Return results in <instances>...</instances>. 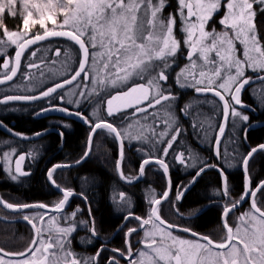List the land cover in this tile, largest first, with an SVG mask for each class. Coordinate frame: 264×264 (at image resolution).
<instances>
[{
	"label": "snow or ice",
	"instance_id": "obj_1",
	"mask_svg": "<svg viewBox=\"0 0 264 264\" xmlns=\"http://www.w3.org/2000/svg\"><path fill=\"white\" fill-rule=\"evenodd\" d=\"M175 2V10L165 15L171 7L169 0H0V56H3L0 85L13 81L18 74L30 82L37 80L42 84L41 77L54 81L51 87L35 95H4L0 97V105L44 99L50 107L42 108L37 115L60 111L81 119L89 127V136L83 156L75 161L77 165L90 157L93 137L99 130L118 141L116 170L122 180L132 183L153 163L167 177L170 165L166 158L170 155L186 167H195L198 159L188 149L177 152L174 147L181 142L187 129L179 122L175 107L179 97L168 81L178 55L186 49L184 59L187 63L176 72V86L192 89L197 96L205 98L211 94L215 99L186 103L179 112L191 118V127L198 134L203 132L204 139L215 130L214 154L220 159L227 125L231 123L235 128L239 122L249 121L243 109L250 106L243 103L242 91L255 81L264 85V33L258 26V18L264 15V0ZM6 17H19V27L9 29ZM217 17L219 31L212 26ZM177 31L183 34L182 39L178 38ZM56 37L65 38L75 49H50L57 58L63 56L64 59L59 61L60 68L48 67L51 75L46 76L41 65H54L58 61L46 62L44 56H38L41 49L32 46ZM13 46L14 55L9 57L7 50ZM29 49L32 50L29 52ZM26 52H29V62L22 67ZM76 56L78 61L74 59ZM249 72L254 75H248ZM57 76L64 78L55 82ZM69 85L72 87L62 93ZM66 95V102L77 107L84 102L94 104L92 117L95 119L51 104L57 97L65 102ZM258 96L264 102V87ZM204 103L213 104L220 111L218 128L214 129L212 117L198 108ZM101 111L113 119L104 118ZM116 118L121 121L120 125L114 122ZM0 127L21 139H29L22 133H13L3 121ZM60 135L63 137L62 132ZM125 141L142 145L137 151L143 153L144 158L136 177L126 176L122 168ZM145 145L147 148L143 147ZM258 152H264V144L251 148L240 161L245 185L238 199L231 196L224 169L202 161L189 184L177 188L175 199L180 201L207 169L219 171L222 185L213 193L223 200L221 223L224 231L219 240L171 223L161 215L162 203L169 201L172 189L168 178L165 191L159 197L150 196L147 216L141 217L129 210L123 217L125 225L131 220L137 222L136 226L127 227L124 247L108 249L101 244L94 255H82L72 249L73 234L78 228L90 233L84 241L87 244H92L99 233L90 204L88 219H78L83 211L79 206L70 213L66 211L73 196L79 195L86 204L88 197L84 192L76 193L58 183V170L73 164H55L46 175L50 184L62 193V198L52 205L14 204L0 197V206L24 213L22 219L31 225L33 233L27 247L21 251L0 247V264H264V180L253 185L249 172V162ZM37 155V151L25 153L9 148L0 153V163L9 178L17 181L31 174L23 165ZM223 155L227 161L229 154L225 151ZM113 200L122 207L131 208L130 198L124 192ZM245 202L249 208L236 215ZM172 207L179 214L175 203ZM29 209L38 211L25 212ZM232 216L236 217L234 223L230 222ZM0 221L8 222V218L0 217ZM140 233L142 236L136 241L139 247H135L133 240ZM109 251L112 254L104 257L103 253Z\"/></svg>",
	"mask_w": 264,
	"mask_h": 264
},
{
	"label": "trees",
	"instance_id": "obj_2",
	"mask_svg": "<svg viewBox=\"0 0 264 264\" xmlns=\"http://www.w3.org/2000/svg\"><path fill=\"white\" fill-rule=\"evenodd\" d=\"M258 20V26L261 32L264 33V15H261ZM5 23L9 29L15 30L19 27L21 20L19 17H6ZM50 42H57L55 45H52L53 49L57 47L64 49L65 47L73 46L66 39H55L33 48H40L44 46V44ZM14 52L15 48L10 50L9 55L12 56ZM50 59L51 58H46V62L50 61ZM2 63L3 56H0V64ZM258 84H252L251 86H257ZM249 88L242 91L243 95L241 94L243 103L250 106L249 108L243 109L244 114L249 116V121L245 122V124L242 126L234 145L240 168V161L242 160V157L246 155L251 148L257 147L259 144H264V105L257 104L253 98L252 90ZM34 93L36 92L28 94ZM185 102L187 101L185 100ZM26 119H29V117L23 115L20 117L19 122H23L24 124L31 123ZM25 121H27V123ZM185 121L186 123H183L182 127L191 123V119H186ZM32 130L33 127L27 132L32 134L34 133ZM88 132L89 131H87L78 122L75 123L73 131L68 130V133L65 134V143L62 149V156L67 152V155L64 157V159L73 162L76 161L75 159L78 158L83 151L82 144L85 142V134L87 137ZM245 136L247 137L246 139ZM7 138L10 139L9 137ZM180 140L181 142L179 144L174 145L177 152L186 149V144L190 138L181 137ZM192 142L193 145H190V147L193 150H197L199 152L200 148H202L199 145L202 144H197L196 139ZM189 143L190 142H188V146ZM16 144L25 149L24 151H30L32 148H37L39 145H41L40 142H37L32 146L19 141H17ZM47 144V149L51 152L49 156H44L46 153L44 154V152L40 153L37 151L38 155L36 158L32 162H30L31 159L26 162L27 171L31 173V175H29L30 177L28 178H19V182H13L9 176L5 175L0 166V191L4 193L1 196L4 200L11 201V203L14 204L50 203L49 205H52L54 202L62 198L56 193L55 189L48 182V179L45 175L48 170L47 167H49V162L46 160L51 155L53 158L55 149L58 147V145H60V139L57 135L51 134L48 136ZM202 146L204 147L205 145ZM135 148L138 147H134L133 149ZM204 149L206 161L209 159V164H214V153H212L209 147L205 146ZM132 150H130L131 152L128 153L131 154V157L126 162H128V165L131 167V173H136L138 172L140 163L144 157L142 153L138 152L136 154ZM60 154L61 153H57L56 155L60 157ZM201 156L202 159L205 158L203 155ZM118 158L119 152L116 140L112 136H109L106 132L98 131L93 139L91 157L81 166L61 172L62 175H65L62 178L63 181L66 180L71 184V187L80 190L77 191L78 193L84 192V194L88 197V204H86L84 200H81L78 203H75V205L76 207L79 206L84 209V214L80 216L81 219H88V205H91L92 215L95 218V223L97 224V232L99 233L98 236H101L102 238H110L116 230L118 231V228L123 221L122 217H124L129 210L135 213V215L141 217L147 216L149 206L146 201V192L152 191V189L154 190L156 187L157 193H162L167 187V179L164 173L158 170L157 172L160 173H153L152 169L154 167L152 166L146 169L145 177L140 184L128 186L122 183L116 170V162ZM169 165L173 183L175 185L178 184L177 187H179L181 184L185 185L189 183L190 179H192L194 176L191 175L192 173L182 172L180 164H177L172 155L170 156ZM221 166L225 167V163L222 161V156ZM250 168L253 169V173L251 175L253 185L264 180V152H258L254 156L251 161ZM209 169L210 170L208 172L204 173L198 178L196 185L186 194L182 203L176 206V208L179 209V214H177L176 209L172 207L173 202L169 200L162 203L161 215L163 217L165 215H169L170 217L177 219L178 223L164 217L169 222L176 225L181 224L182 226L183 224L187 225L186 222H192L194 230L202 234L210 235L215 240H219L224 231L221 223V205L223 204V200L221 197L215 196L213 193L215 190L221 188V179L219 174L215 172V168ZM196 171L197 170H194L193 172ZM71 173L76 174V183L72 182L74 179L69 175ZM85 179L88 181L87 183L85 182ZM66 181H64V183ZM81 181H83V183H81ZM229 181L231 196L234 199H238L244 192V176L242 173H235L232 175ZM120 192H124L126 196L130 198V209L122 207L118 205L117 202H114L113 197L118 196ZM239 212L240 211H237L236 215L239 214ZM0 217L12 218L17 216L0 209ZM230 222H235L234 216L230 218ZM136 225L137 222L135 220L129 221L127 226L120 230L116 235L114 241L111 242L110 247L123 248L125 239L124 233L127 230V227ZM78 229V233L76 234L77 237H75V244L79 247L76 246L75 250H85V248H87V246L90 244H87L84 241L89 237L90 233L83 228ZM32 234V228L27 224L0 221V247H4L8 251L23 250L30 242ZM140 236H142V233L135 235L133 240L135 247H139V245L136 244V241L140 239ZM94 243L98 246L90 249V251L87 250L92 254H88L86 250L84 252L88 255H94L97 248H99L101 245L99 238H95ZM103 254H105L107 257L112 253L109 251ZM122 264H124V262H122Z\"/></svg>",
	"mask_w": 264,
	"mask_h": 264
},
{
	"label": "flooded vegetation",
	"instance_id": "obj_3",
	"mask_svg": "<svg viewBox=\"0 0 264 264\" xmlns=\"http://www.w3.org/2000/svg\"><path fill=\"white\" fill-rule=\"evenodd\" d=\"M169 3L171 4V7L170 8H168L167 10H166V12L164 13L165 15H167L168 14V12H172V11H174L175 10V8H176V2H175V0H169ZM177 36H178V38H180V39H182L183 38V35H182V33H179V31H177ZM55 39H60V38H54V39H50V40H47V41H45V42H48V41H51V40H55ZM62 39H65V38H62ZM44 42V43H45ZM55 43H57V42H50V43H47V44H44V48H46L47 50H50L51 49V47H52V45L53 44H55ZM38 46V45H37ZM32 47H35V46H32ZM14 49V48H13ZM13 49H11V50H13ZM40 49L42 50V48L40 47ZM32 49H29V52L31 51ZM63 50V49H62ZM29 52H26L25 53V59H23L22 60V67H23V65H25V64H27L28 62H29V60L27 59V57H28V55H29ZM186 53H187V50L186 49H182V52H181V54H179L178 55V57H177V62H176V64L173 66V68H172V70L170 71V73H169V81H168V84L169 85H171L172 86V90H173V92L174 93H176L177 95H178V97H179V100H178V102L176 103V113H177V115L179 116V122H180V124H181V126L183 125V123L185 124L186 123V119H191L190 117H184L182 114H180V112H179V109L181 108V107H183L184 106V104H186V103H189V102H195V100H197V99H204L205 97L204 96H197V94L192 90V89H189V90H185V89H180V88H178L177 86H176V84H175V75H176V72L177 71H179V69L181 68V67H183L184 65H185V63H187V61L184 59V56L186 55ZM13 55H14V53H13ZM12 55V56H13ZM9 57H11L10 55H8ZM38 56H42L41 55V52H40V54L38 53ZM77 58V56L74 58L76 61H78V59H76ZM55 65V64H54ZM45 65H41V67L43 68ZM73 66H75V65H73ZM44 70H46V69H44ZM32 72L33 73H35L36 72V74H37V76L39 75V73L37 72V70H35V69H33L32 70ZM248 75H254L253 73H251V72H249L248 73ZM20 77H22L21 75H19V78ZM26 80V79H25ZM28 81V80H27ZM60 80H58V82H59ZM15 83L13 82V83H11V84H8V85H5V86H1L0 87V90L1 89H3V88H5V87H7V86H9V85H14ZM52 86V84L51 85H49V86H47V87H51ZM47 87H41V89H38V90H36V91H34V92H36V93H34V94H27V95H35V94H38L40 91H42V90H44L45 88H47ZM72 87V86H71ZM71 87H69V88H71ZM250 86H246V89L247 88H249ZM67 89L68 88H65L64 90H62V93H64V92H67ZM16 93H11L10 91H8V92H6V93H3L2 91L0 92V97H2V96H4V95H23V94H21L20 92H18V91H15ZM31 93H33V92H31ZM242 95H243V93H242ZM241 95V96H242ZM207 97H210V98H212V99H215L212 95H208ZM66 98H67V96H65V102H61L60 100H59V98L57 97L56 99H52L51 100V104H55V105H58V106H60V107H66V108H68L70 111H72V112H77V111H79V112H82L85 116H88V117H90V118H92V119H94L93 117H92V112H93V107H94V104H91V103H88V102H84V103H82L79 107H77L75 104H68L66 101ZM242 98V97H241ZM73 99V98H72ZM185 100L187 101V102H185ZM48 107H50V104H49V102H48V100H40V101H38V102H35V103H29V102H22V101H16V102H11V103H9V104H7V105H0V121H3V123H4V125H6L7 126V128L8 129H12V131H14V132H18V133H22V134H24L25 136H27V137H29V139H33V141H19L18 139H14V138H12V137H10V136H8L7 134H5L1 129H0V135H1V138H0V153H2L3 152V147H2V143H1V141H3V139L4 138H6V139H8L7 137H9L10 139H11V141H13V143L15 142V143H17V141H19V142H22V143H24V144H29V145H34L35 143H37V142H40L41 143V145H39V147H37V148H32L31 150H33V151H39L40 153H43L44 152V154L46 153V155H44V156H49L50 154H51V152L50 151H48V149H47V147H48V144H47V140H48V136H50L51 134H53V135H57L58 137H59V139H60V145H58V147L55 149V152H54V154H53V158H52V155L46 160L47 162H49L48 163V165H49V167H47V169H50L53 165H55V164H63V163H73V161H68L67 159H64V157L67 155V152L66 153H64L63 154V156H62V149H63V146H64V143H65V137H66V133H68V130H73L74 129V127H75V123H80L87 131H89V127H88V125H86L81 119H79L77 116H75V115H72V116H67V117H64V116H53V115H51V114H48L47 112H45V113H42V114H40V115H37V113H39L40 112V110L42 109V108H48ZM58 112H60V111H58ZM64 113V112H63ZM23 115H25V116H28L29 117V119H26L27 121H30L31 123H32V125H31V123H28V124H24L23 122H19V120H20V117H22ZM102 116H104V118H107V119H110V120H112L113 118H108V117H106L104 114H103V112H102ZM117 120H114V122L117 124V125H120L121 124V121L118 119V118H116ZM27 121H25L26 123H27ZM230 124V123H229ZM29 125V126H28ZM32 127H33V130L32 131H34V133H32V134H29L30 132H27V131H29L30 129H32ZM183 128H185V129H187V131L186 132H184V134L182 135V137H187V138H190V140H188V142H190L189 143V146H188V142H187V144H186V149H188L189 151L190 150H193L191 147H190V145H193V140H195L196 139V143L197 144H202V145H205L206 147H209L210 148V150L212 151V153H214V145H213V142L211 143V144H209V145H206L205 143H203V141H204V138H203V136L199 133H197V131L195 130V129H193L192 127H191V123L188 125H184L183 126ZM229 128L230 127H228V130H227V133H226V135H225V137L222 139V141H221V148H220V150L222 151V148H223V144H224V141H225V139H226V137H227V135H228V131H229ZM37 132H41V133H43L41 136H40V138H36L37 136H35L34 134L35 133H37ZM63 133V137H61V135H60V133ZM34 138H36V139H34ZM214 139L215 138H213V141H214ZM127 141H125V159H124V161H123V163H122V168H123V171H124V173H125V175L126 176H130V175H134L135 173H131V167L128 165V162H126L130 157H131V154H128L129 152H131L130 150H132L134 147H136V145H132V146H130V145H128L127 143H126ZM118 145V144H117ZM202 145H199V146H201L202 148H200V151L198 152L197 150L195 151V154L197 155V158H199V157H201L202 158V156L201 155H205L204 153H205V149H204V147L202 146ZM17 146H18V144H17ZM118 147H119V145H118ZM145 148H147V146H145ZM137 149L138 148H135V149H133L132 151L134 152V153H138L139 151H137ZM25 149H23V148H19V151H18V149H17V151L18 152H28V151H24ZM209 150V151H210ZM194 151V150H193ZM57 153H61L60 154V157H58L56 154ZM139 153H141V152H139ZM222 153H223V151H222ZM143 154V153H142ZM185 155L187 156V152L185 153ZM215 155V154H214ZM171 156V155H170ZM170 156L169 157H167L166 158V162H170ZM143 157H144V155H143ZM205 157V156H204ZM204 161H206V157L203 159ZM208 161H206L205 163H207V164H209V159H207ZM33 160H30V162H32ZM251 161L252 160H250V162H249V172L251 173V168H250V165H251ZM26 162H28V160H26ZM75 162V161H74ZM177 162V161H176ZM188 162H190V159L188 160ZM177 164H179L178 162H177ZM214 164H216V165H218L220 168H223L224 169V171H225V175L227 176V181H228V184H230V181H229V179L232 177V175L233 174H235V173H242V175L244 176V180H245V174H244V171H243V168H242V166H241V168H233L232 170L230 169V170H226V167H222L221 166V158L220 159H217V157H216V155H215V162H214ZM180 167L182 168V172H184V170H183V166L180 164ZM154 168H156L158 171H161V169L159 168V166L158 165H155L154 166ZM24 169L27 171V166H26V164H25V166H24ZM67 170H69V169H62V170H58V172H57V174H56V177H57V179H58V183H60L61 185H63V186H65V187H69V188H72V189H74L75 190V192L76 193H78L77 191H80V190H77V189H75V188H73V187H71V184L69 183V182H67L66 180H64V181H66L65 183H64V181L62 180V178L65 176V175H62V171H67ZM198 170V169H197ZM210 169H207L204 173H206V172H208ZM139 171V170H138ZM145 171H146V168H145ZM162 172H163V170H162ZM215 172H217L218 174H219V176H220V179H221V185H222V177H221V175H220V173H219V171L215 168ZM47 173V172H46ZM195 173L196 172H192V174L191 175H195ZM204 173H202L201 175H203ZM252 173H253V171H252ZM252 173L250 174V175H252ZM31 175V174H30ZM46 175V174H45ZM70 176H72L73 177V179H74V181H72L73 183H76V181H77V176H76V174H74V173H71V174H69ZM137 175H138V172H137ZM165 175V174H164ZM175 175V174H174ZM200 175V176H201ZM119 176V175H118ZM136 176V175H135ZM199 176V177H200ZM28 177H30V176H26V177H20V178H28ZM46 177H47V175H46ZM134 177V176H133ZM144 177H145V174L142 176V180L144 179ZM169 177H170V179H171V182H172V189H171V195H170V198H169V200H171L173 203H175V205L177 206V205H180L181 203H182V201H183V199H184V197L186 196V194L196 185V182H197V180H198V178H197V180H196V182L194 183V184H192L191 186H190V188L188 189V191H186L185 192V194H184V196H183V198L180 200V201H176V199H175V197H176V192H177V185H175L174 183H173V180H172V174L170 173V169H169ZM119 179H120V177H119ZM166 179L168 180V176L166 177ZM86 180V179H85ZM121 180V179H120ZM142 180L140 181V182H138V183H136V184H140L141 182H142ZM86 183L88 182L87 180L85 181ZM81 183H83V181H81ZM252 183H253V181H252ZM136 184H134V185H128V186H135ZM189 183H187V184H185V185H188ZM180 186H183L182 184L181 185H179V187ZM53 187V186H52ZM54 188V187H53ZM55 189V188H54ZM56 191V193L57 194H59V196H61L62 197V195L59 193V192H57V190H55ZM163 193V192H162ZM161 192H160V194H162ZM2 194H4V193H2L1 191H0V195L2 196ZM81 200H83L79 195H76V196H73L72 198H71V200H70V202H69V208H68V210H67V212H72L73 210H75L77 207H76V205H75V203H78L79 201H81ZM223 203V202H222ZM45 204H50V203H45ZM247 205H248V203L244 206V207H247ZM222 206V205H221ZM83 211H82V213L78 216V219H81L80 218V216L81 215H83L84 214V209L82 208V207H80ZM32 211H30V213H31ZM197 214H199V213H197ZM23 216V215H22ZM22 216H18V217H12V218H9L8 217V220H10V221H17V220H19L20 218H22ZM123 218V217H122ZM16 223H20V222H16ZM190 223V222H189ZM192 222H191V224H188V225H182V227L184 226V227H189V228H191L192 230H194L193 229V226H192ZM95 226H96V229H97V224L95 223ZM127 225H125V222H124V220L121 222V225H120V227L118 228V231L116 230L115 232H114V234L110 237V238H102L101 236L99 237V236H97L96 238H99V241H100V243L101 244H104V245H106V247L108 248V249H112V247H110V244H111V242H113L114 241V238L116 237V235L119 233V231L120 230H122V229H124V227H126ZM180 226H181V224H180ZM79 230V229H78ZM78 230H77V232H78ZM195 232H197L196 230H194ZM197 233H199V232H197ZM207 233V232H206ZM202 234V233H201ZM204 235H206V234H204ZM188 236V235H187ZM75 237H77V235L75 234L74 236H73V239H72V249L73 250H75V248H76V246H78V245H76L75 244ZM95 239V238H94ZM97 244V243H96ZM96 246H98V245H95V243H94V241H93V243L92 244H90V245H88L87 246V248H85V250L87 251H90V249H93V248H95ZM79 247V246H78ZM87 251V253L88 254H92L91 252H88ZM104 255V257H106L105 256V254H103Z\"/></svg>",
	"mask_w": 264,
	"mask_h": 264
},
{
	"label": "rangeland",
	"instance_id": "obj_4",
	"mask_svg": "<svg viewBox=\"0 0 264 264\" xmlns=\"http://www.w3.org/2000/svg\"><path fill=\"white\" fill-rule=\"evenodd\" d=\"M12 18V17H11ZM217 19V22L215 23V24H213L212 26L213 27H216V29L219 31L220 30V25L218 24V19H219V17H217L216 18ZM18 24V23H17ZM15 26H16V23H15ZM183 35V34H182ZM13 48H15L14 46L13 47H11V48H9L8 50H7V55H9V52H10V50L11 49H13ZM41 55L42 56H48V51L47 50H45V49H42L41 51ZM53 58L55 57L56 58V56L54 55V56H52ZM52 58V59H53ZM52 59H51V61H52ZM64 59V57L62 56V57H60L58 60H57V58H56V60L58 61L55 65H52V64H47V66H44L43 67V69H46V70H44L45 71V75L46 76H48V75H51V73H49L48 72V67H52V68H60V63H59V61L60 60H63ZM35 74H36V72H35ZM37 75V74H36ZM64 77L63 76H57V77H55V82H58V80H62ZM41 80H43L44 82L41 84L39 81H37V80H33V81H27V80H25V78L22 76L21 77V79H20V81L16 84V85H10L8 88H7V90L8 91H11V93H16L15 91H18V92H20L21 94H23V95H27L28 93H31V92H34V91H36V90H38V89H40L41 87H47V86H49V85H51L54 81L53 80H46V79H44V77H41L40 78ZM252 87V86H251ZM250 87V88H251ZM262 87H264V85H262L261 83H259L257 86H253L252 88H251V90H252V95H253V98L255 99V101L257 102V104L258 105H264V102H261V100L259 99V96H258V93H259V90L262 88ZM249 88V89H250ZM5 89V88H4ZM185 90H189V89H185ZM2 90H0V92H1ZM77 91H79V89L77 90ZM67 96V95H66ZM73 99H76L77 97H72ZM68 99V96H67V98H66V100ZM205 99H208V100H212V98H210V97H207V98H204V99H197V100H205ZM197 100H195V101H197ZM70 105V104H69ZM198 108L204 113V114H206V115H208V116H211L212 117V119H213V126H214V129H216V128H218V126H219V124H220V122H221V113H220V111L219 110H217V109H215V106L213 105V104H210V103H204V104H200V105H198ZM101 115H102V111H101ZM94 119H95V117H93ZM245 124V122H239V124H238V126L237 127H235V128H233V125L230 123L229 124V131H228V137L225 139V141H224V146H223V153H222V161H223V163H225V167H226V170H232L233 168H240V165H239V162H238V159H237V155H236V153H235V141H236V139H237V137H238V134H239V131L241 130V128H242V126ZM70 131H73V130H71L70 129ZM200 134L203 136V132H200ZM215 135H216V132H215V130L214 131H212V132H210L209 133V136H208V138L207 139H204V141H203V143H205L206 145H209V144H211L212 142H213V138H215ZM88 136H89V132L87 133V137H86V134H85V142H83V144H82V147H83V151H82V153H81V155L78 157V158H76L75 160H78V159H80L82 156H83V154H84V152H85V150H86V147H87V143H88ZM15 139V138H14ZM1 143H2V149H3V152H5V151H8L9 150V148H16V149H18V151H19V148L21 147V146H17V144L14 142L13 143V141H11V139H6V138H4L3 139V141H1ZM128 145H130V146H132V145H136V147H138V148H140V147H142V145L141 144H139L138 142H132V143H128V142H126ZM146 146V145H145ZM145 146H143V147H145ZM117 148H118V152H119V147H118V145H117ZM29 149H31V148H29ZM196 157H197V155L195 154V151L196 150H190ZM225 151L229 154L228 155V157H227V161L225 160V158H224V153H225ZM91 157V156H90ZM224 160H225V162H224ZM206 162V161H204L201 157H199L198 159H197V163H196V166L195 167H186V166H184V165H182L183 166V170H184V173H192L194 170H197V169H199V167L200 166H202L201 165V163L200 162ZM229 162L231 163V166H229ZM26 163V162H25ZM189 164H191L192 163V160L190 159V162H188ZM0 166H1V168H2V170H3V164L2 163H0ZM25 166V164L23 165V167ZM252 171H253V169H251V173H252ZM152 172L153 173H160V172H162V169H161V171L160 172H157V169L156 168H153L152 169ZM4 173H5V175L6 176H8V174L4 171ZM250 173V174H251ZM137 176V172L134 174V175H130L129 177H136ZM192 179H190V181H191ZM13 181V180H12ZM189 181V182H190ZM13 182H19V179L17 180V181H13ZM146 186H148V185H146ZM167 188V187H166ZM165 188V189H166ZM165 191V190H164ZM163 191V192H164ZM155 195L156 197H159L161 194L160 193H157V190H156V187H155V189L153 190L152 189V191H147L146 192V201H147V204H148V206H149V209H150V204H149V202H148V200H149V198H150V196L151 195ZM7 202H9V203H11V201H7ZM249 208V207H248ZM248 208H245V209H243V211L241 210V212H244V211H246ZM149 212V211H148ZM241 212H239V214L241 213ZM239 214H237V215H239ZM165 218H169L171 221H176L177 223H178V220L177 219H174V218H172V217H170L169 215H165L164 216ZM234 218L236 219V217L234 216ZM186 224L188 225V224H191V223H189V222H186ZM75 234V233H74ZM73 234V235H74ZM177 234L178 235H181V236H187V235H184V234H181V233H178L177 232ZM73 251H75V252H77V253H80V254H82V255H88L87 253H85L84 251L85 250H73ZM87 252V251H86Z\"/></svg>",
	"mask_w": 264,
	"mask_h": 264
},
{
	"label": "bare ground",
	"instance_id": "obj_5",
	"mask_svg": "<svg viewBox=\"0 0 264 264\" xmlns=\"http://www.w3.org/2000/svg\"><path fill=\"white\" fill-rule=\"evenodd\" d=\"M56 38H60V39H62V37H56ZM51 39H54V38H51ZM45 41H43V42H40L38 45H40V44H43ZM56 44V43H55ZM55 44H53V45H55ZM34 46H37V45H34ZM70 47H73L74 48V46H70ZM42 49H45V50H47L46 48H44V46H42L41 47ZM51 49H53V46L51 47ZM75 49V48H74ZM49 53H48V56H45L44 58H45V60H46V58H53L52 56H54V54H53V51H50V50H47ZM57 58V57H56ZM56 58L54 57L52 60H56ZM51 59H50V61H51ZM59 58H57V60H58ZM77 59H79V57L77 58ZM48 69V68H47ZM20 79H21V77L19 78V75H18V77H17V79L14 81V85H16L19 81H20ZM258 83H260V82H258ZM257 82H254L253 84H258ZM3 86H5V85H3ZM10 86V85H9ZM9 86H7V87H5V89L3 88V89H1L2 90V92L3 93H6V92H8V90H7V88L9 87ZM1 87V86H0ZM71 87V86H70ZM69 88V87H68ZM11 92V91H10ZM242 94V93H241ZM56 112H58V111H56ZM58 113H63V112H58ZM99 131V130H98ZM14 132V131H13ZM16 133V132H15ZM95 137V136H94ZM94 137H93V139H94ZM19 141H22V140H19ZM27 141H33L32 139H29V140H27ZM24 142V141H23ZM117 142V144H118V141H116ZM119 145V144H118ZM256 155V154H255ZM91 156V155H90ZM90 158V157H89ZM88 158V159H89ZM87 159V160H88ZM86 160V161H87ZM85 161V162H86ZM26 164V163H25ZM71 164H75V162H73V163H71ZM156 164H150V165H148V166H146V169L148 168V167H150V166H152V167H154ZM81 166V165H80ZM79 167V166H78ZM77 168V167H76ZM74 169V168H73ZM4 171V170H3ZM140 178V177H139ZM139 178L138 179H134L133 181H132V183H127V182H124V181H122V183H124V184H126V185H134V184H136V183H138V182H140L141 180H142V176H141V179L139 180ZM49 182V181H48ZM50 183V182H49ZM52 186V185H51ZM0 197H1V195H0ZM71 200V199H70ZM31 204H38V203H31ZM45 204V203H44ZM247 204V203H246ZM245 204V205H246ZM47 205H49V204H47ZM244 205V206H245ZM242 207L241 209H239L238 211H240L241 212V210H243V209H245V208H248L249 207V204L247 205V207ZM68 208H69V206H67L66 207V211L68 210ZM0 209H2V210H5V211H7L5 208H3V207H1L0 206ZM35 211H38V210H35ZM8 212V211H7ZM25 212H28V213H30V211H25ZM33 212V211H32ZM8 213H10V212H8ZM10 214H13V213H10ZM24 213H19V214H13V215H16L17 217L18 216H22ZM23 219L22 218H20L19 220H17V221H10V220H8V222H20V223H24V224H27L28 226H30L31 227V225H29L27 222H23L22 221ZM194 231V230H193ZM78 232H75V234H77ZM74 234V235H75ZM73 235V236H74Z\"/></svg>",
	"mask_w": 264,
	"mask_h": 264
},
{
	"label": "water",
	"instance_id": "obj_6",
	"mask_svg": "<svg viewBox=\"0 0 264 264\" xmlns=\"http://www.w3.org/2000/svg\"><path fill=\"white\" fill-rule=\"evenodd\" d=\"M19 75V74H18ZM18 77V76H17ZM17 77L13 80V81H10V82H7V83H5V84H3V85H8V84H11V83H13L16 79H17ZM255 82H259V81H255ZM3 85H0V86H3ZM71 85H69V86H66V88H68V87H70ZM211 95V94H210ZM43 100V99H42ZM38 101H40V100H36V101H31V102H29V103H35V102H38ZM237 107H239V106H237ZM48 114H51V115H53V116H64V117H67V116H72V115H67L66 113H58V112H56V111H48L47 112ZM228 127H229V124L227 125V127H226V129H225V134H224V137H225V135H226V133H227V130H228ZM0 129L5 133V134H7L8 136H10V137H12V138H15V139H18V140H22V141H27V140H29V139H27V140H25V139H21L20 137H17V136H15V135H13L12 133H10V132H8L5 128H2V127H0ZM13 133H15V132H13ZM223 137V138H224ZM36 138H40V136L39 137H36ZM36 138H34V139H36ZM222 138V139H223ZM33 140V139H32ZM87 160V159H86ZM85 160V161H86ZM84 161V162H85ZM84 162H82L81 164H73V166L72 167H70V168H66V169H73V168H76V167H78V166H80V165H82ZM120 177V176H119ZM168 178H170L169 177V174H168ZM121 179V178H120ZM141 179V177L139 178V180ZM122 180V179H121ZM122 181H124V180H122ZM125 182V181H124ZM55 188V187H54ZM55 190H57L56 188H55ZM57 192H59L58 190H57ZM61 195H62V193L61 192H59ZM170 195H171V191H170ZM71 199V198H70ZM165 202V201H164ZM163 202V203H164ZM247 202H245V203H242V205L240 206V208L239 209H241L245 204H246ZM2 207V206H1ZM6 209V208H5ZM8 212H10V213H13V214H19L20 212H14V211H12V210H9V209H6ZM25 211H35V210H33V209H29V210H25ZM23 222H24V220H22ZM26 222V221H25ZM178 233H181V234H184V235H188V234H186V233H183V232H178Z\"/></svg>",
	"mask_w": 264,
	"mask_h": 264
}]
</instances>
